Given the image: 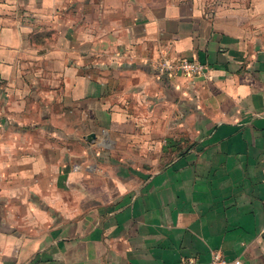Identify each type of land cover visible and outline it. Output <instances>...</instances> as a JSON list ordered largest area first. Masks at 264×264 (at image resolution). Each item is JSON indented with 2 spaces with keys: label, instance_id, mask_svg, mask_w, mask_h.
I'll use <instances>...</instances> for the list:
<instances>
[{
  "label": "crops",
  "instance_id": "1",
  "mask_svg": "<svg viewBox=\"0 0 264 264\" xmlns=\"http://www.w3.org/2000/svg\"><path fill=\"white\" fill-rule=\"evenodd\" d=\"M167 59L208 71L159 75ZM156 106L174 158H103L66 201L44 148L10 142L23 123L133 130L107 112ZM0 125V264H264V0H0Z\"/></svg>",
  "mask_w": 264,
  "mask_h": 264
},
{
  "label": "rangeland",
  "instance_id": "2",
  "mask_svg": "<svg viewBox=\"0 0 264 264\" xmlns=\"http://www.w3.org/2000/svg\"><path fill=\"white\" fill-rule=\"evenodd\" d=\"M116 110H118V113ZM141 110L144 112L143 116L139 113L140 109L138 110L133 107L120 109L113 108L107 112V118L112 119V121L117 116H123V120L125 119L129 122H131L132 117L133 120L135 118L140 119L138 123H133L135 124V127L133 126V130L130 128L131 124L128 123L124 124L125 126L120 123H108L107 129L105 128V124L103 125L99 123L91 125H84L83 123H76V125L59 123L52 125L41 122H38V125L35 123H23L21 126L13 125L16 126V128L12 130L13 134L15 131L20 129L25 132L22 135L15 133V136H12L10 142L12 143V146L16 144L17 146L19 144H26L28 148L36 147L37 145L44 148V158L47 159H44L45 162L48 161L47 163L54 164L59 167V170L54 172L52 175L51 172L45 173V175L48 176L49 180L58 179L60 181L58 189L60 194L59 198L65 199L66 201L72 197L68 195L67 191L69 189V185L73 186L74 179H82L84 173L88 175L90 170L104 163V159L106 158L114 159L113 161L107 160V162L110 163H145L150 165L152 170L162 169L165 164H168L174 158L173 154L163 151L165 145L170 143V141H166L164 139L162 134L164 124L162 122V118H159L163 114L164 108L156 106L155 108H144ZM33 112L30 116L37 119V115L34 110ZM122 128H124V130L126 128V132L121 134L120 131ZM148 129L155 130L154 139L147 135L146 132ZM38 131L47 134H44V136L42 134L43 138L42 136L37 137L36 132ZM91 135H95V138H92ZM101 139H103V141L105 140V144L103 146H99V144L103 142ZM171 142L173 143L172 146L176 149L182 147V141ZM106 148H111V151L114 154L112 155L113 157L100 155L101 153L104 154L107 152ZM116 149H118V152H116ZM153 149L154 155H152ZM148 150L151 152L149 156L138 155V153ZM35 158L38 159L43 157L35 156L34 154L32 156L28 155L27 162L32 163ZM10 159L11 163L17 166L13 168L11 174L19 175V171L17 172L15 169L19 170L18 164L21 157L18 154H13ZM28 179L35 180L36 176L29 175ZM77 185L78 184H76V186ZM46 188L51 190L52 185L48 184V187ZM70 188L72 193H74L73 187ZM75 190L83 192V188L81 187H76Z\"/></svg>",
  "mask_w": 264,
  "mask_h": 264
},
{
  "label": "built area",
  "instance_id": "3",
  "mask_svg": "<svg viewBox=\"0 0 264 264\" xmlns=\"http://www.w3.org/2000/svg\"><path fill=\"white\" fill-rule=\"evenodd\" d=\"M155 70L159 75L174 77L176 75H181L185 77H196L199 75H204L208 69L205 65L194 61L188 60H162L156 66ZM181 264H204L199 263L195 260H187ZM206 264H240L239 262H229L223 257L220 251H216L212 254L211 260Z\"/></svg>",
  "mask_w": 264,
  "mask_h": 264
},
{
  "label": "water",
  "instance_id": "4",
  "mask_svg": "<svg viewBox=\"0 0 264 264\" xmlns=\"http://www.w3.org/2000/svg\"><path fill=\"white\" fill-rule=\"evenodd\" d=\"M92 138H95V135H91Z\"/></svg>",
  "mask_w": 264,
  "mask_h": 264
}]
</instances>
